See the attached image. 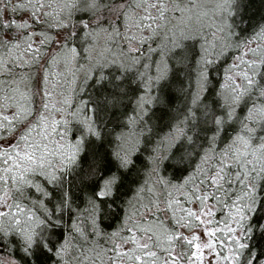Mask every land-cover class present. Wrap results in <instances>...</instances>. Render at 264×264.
I'll list each match as a JSON object with an SVG mask.
<instances>
[{"label": "snow or ice", "instance_id": "obj_1", "mask_svg": "<svg viewBox=\"0 0 264 264\" xmlns=\"http://www.w3.org/2000/svg\"><path fill=\"white\" fill-rule=\"evenodd\" d=\"M0 264H264V0H0Z\"/></svg>", "mask_w": 264, "mask_h": 264}, {"label": "trees", "instance_id": "obj_2", "mask_svg": "<svg viewBox=\"0 0 264 264\" xmlns=\"http://www.w3.org/2000/svg\"><path fill=\"white\" fill-rule=\"evenodd\" d=\"M221 67H223V66H221Z\"/></svg>", "mask_w": 264, "mask_h": 264}]
</instances>
